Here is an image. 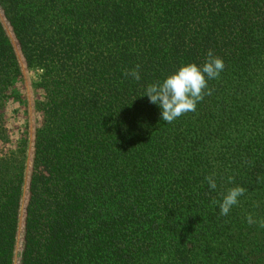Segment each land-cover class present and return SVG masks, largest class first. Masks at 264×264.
I'll list each match as a JSON object with an SVG mask.
<instances>
[{
	"label": "trees",
	"instance_id": "16d2710c",
	"mask_svg": "<svg viewBox=\"0 0 264 264\" xmlns=\"http://www.w3.org/2000/svg\"><path fill=\"white\" fill-rule=\"evenodd\" d=\"M209 51L196 110L160 119L144 89ZM24 68L37 119L12 141ZM261 221L264 0H0V264H264Z\"/></svg>",
	"mask_w": 264,
	"mask_h": 264
},
{
	"label": "clouds",
	"instance_id": "9594fccd",
	"mask_svg": "<svg viewBox=\"0 0 264 264\" xmlns=\"http://www.w3.org/2000/svg\"><path fill=\"white\" fill-rule=\"evenodd\" d=\"M224 70L223 60L209 51L203 64L186 63L181 65L175 72L165 76L162 80L149 84L141 97L146 96L149 102L156 105L160 110V119L172 123L183 114L196 110L197 104L203 99L208 81L216 79ZM42 71V69H41ZM135 81L141 80L139 71L133 70L127 73ZM207 94H211L210 91ZM208 187L212 190L217 188L216 176H207ZM229 183L232 178H228ZM245 188L235 186L229 188L219 202V210L222 216H227L238 205L244 195ZM248 224L257 221L252 214L246 216ZM264 226V221H261Z\"/></svg>",
	"mask_w": 264,
	"mask_h": 264
},
{
	"label": "rangeland",
	"instance_id": "374dc122",
	"mask_svg": "<svg viewBox=\"0 0 264 264\" xmlns=\"http://www.w3.org/2000/svg\"><path fill=\"white\" fill-rule=\"evenodd\" d=\"M36 80V71L29 68L22 70L21 76L13 81L11 97L7 99L5 118L12 141H15L17 133L25 130L29 125V131L37 119L34 109L35 91L33 82ZM16 260V256H15Z\"/></svg>",
	"mask_w": 264,
	"mask_h": 264
}]
</instances>
